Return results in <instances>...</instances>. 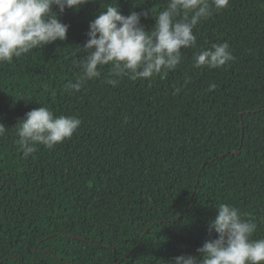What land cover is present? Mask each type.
I'll return each instance as SVG.
<instances>
[{
	"label": "trees",
	"instance_id": "trees-1",
	"mask_svg": "<svg viewBox=\"0 0 264 264\" xmlns=\"http://www.w3.org/2000/svg\"><path fill=\"white\" fill-rule=\"evenodd\" d=\"M106 3L115 0L65 9V41L0 63V123L9 127L0 137V264H167L215 238L207 226L220 203L247 213L253 239L264 238V0L214 10L164 80L113 87L105 67L70 95L83 58L75 49ZM117 3L125 16L147 11L150 30L167 0ZM223 42L234 61L192 67L196 53ZM40 106L82 123L25 158L15 124Z\"/></svg>",
	"mask_w": 264,
	"mask_h": 264
},
{
	"label": "clouds",
	"instance_id": "clouds-1",
	"mask_svg": "<svg viewBox=\"0 0 264 264\" xmlns=\"http://www.w3.org/2000/svg\"><path fill=\"white\" fill-rule=\"evenodd\" d=\"M92 0H0V63L41 49L56 41H65L69 25L59 15L65 9L79 10ZM229 0H167L166 7L155 15L154 26L145 30L141 23L147 11L123 15L115 3H106L89 22L83 53L77 61L81 69L75 82L65 85L68 94L79 93L89 82L102 76L113 87L127 78L131 81L155 78L164 80L183 59L182 50L196 47L194 29L213 11L227 8ZM56 11H53V9ZM152 15V13H151ZM153 17V15H152ZM228 42L213 43L194 56L195 69H217L234 61ZM187 83V80H185ZM216 84L209 85L213 91ZM76 116L54 115L46 106L26 112L15 124L16 143L23 157L38 151L39 146L52 149L69 139L81 126ZM9 127L0 123V137ZM216 215L208 222V232L215 238L205 240L196 255H178L167 264H264V238L253 239L258 225L239 208L220 203Z\"/></svg>",
	"mask_w": 264,
	"mask_h": 264
}]
</instances>
